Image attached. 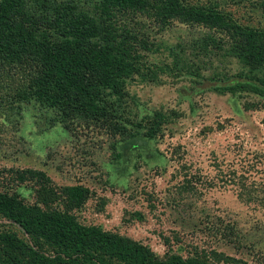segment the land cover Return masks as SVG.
Listing matches in <instances>:
<instances>
[{"label":"trees","instance_id":"trees-1","mask_svg":"<svg viewBox=\"0 0 264 264\" xmlns=\"http://www.w3.org/2000/svg\"><path fill=\"white\" fill-rule=\"evenodd\" d=\"M258 6L264 9V2ZM175 22L213 34L171 48V64H149L146 53L160 49L151 31ZM186 47L195 58L213 53L240 64L237 79L226 77L213 91L264 99V23L242 24L214 0H0V119L31 106L50 125L58 121L70 129L79 121L113 137L154 141L176 113L143 114L127 85L136 77L159 82L162 73L202 76L203 65L184 57ZM258 106L247 102L245 108ZM23 186L34 191L33 202L19 192ZM93 196L84 185L58 186L39 169H0V219L18 228H0V264H246L214 250L182 255L168 238L162 257L142 242L86 223L82 214ZM105 206L101 199L97 211Z\"/></svg>","mask_w":264,"mask_h":264},{"label":"rangeland","instance_id":"rangeland-1","mask_svg":"<svg viewBox=\"0 0 264 264\" xmlns=\"http://www.w3.org/2000/svg\"><path fill=\"white\" fill-rule=\"evenodd\" d=\"M263 2L214 0L245 25L264 23V9L258 6ZM208 33L213 34L180 22L151 31L160 49L146 53L148 63L171 64V48L189 46ZM186 51L184 57L203 65L202 76L162 73L159 82L136 77L127 85L143 114L176 113L156 140L141 139L134 147L129 136L113 137L91 123L76 121L70 129L58 121L50 125L29 106L21 116L0 119V139L6 144L0 147V169H39L58 186L90 188L94 196L82 214L86 223L142 242L162 257L171 246L182 255L198 248L264 264V99L213 91L220 80L237 79L240 64L213 53L195 58L191 49ZM247 102L258 104V110L246 109ZM138 107L134 111L140 113ZM19 192L34 201L28 186ZM101 199L106 206L98 212ZM5 227L18 229L0 219V228Z\"/></svg>","mask_w":264,"mask_h":264}]
</instances>
